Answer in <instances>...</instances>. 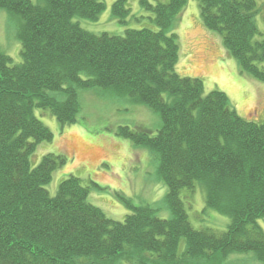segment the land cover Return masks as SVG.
Instances as JSON below:
<instances>
[{
    "label": "trees",
    "instance_id": "obj_1",
    "mask_svg": "<svg viewBox=\"0 0 264 264\" xmlns=\"http://www.w3.org/2000/svg\"><path fill=\"white\" fill-rule=\"evenodd\" d=\"M128 1L112 6L120 22L131 14ZM187 1L140 0L158 29L112 34L75 19H97L105 0H0L21 19L22 45L16 64L0 50V264H215L248 250L264 263V120L239 115L226 92L205 93L201 78L177 72L180 45L171 28ZM200 10L241 71L264 81L257 1L200 0ZM92 87L114 89L161 115L155 134L130 126L116 133L158 153L170 218L124 199L132 212L114 220L88 200L90 187L72 173L55 195L45 187L67 158L49 152L32 165L39 143L54 138L36 111L73 124L79 88ZM197 184L207 206L231 218L227 230L190 222L180 193Z\"/></svg>",
    "mask_w": 264,
    "mask_h": 264
},
{
    "label": "rangeland",
    "instance_id": "obj_2",
    "mask_svg": "<svg viewBox=\"0 0 264 264\" xmlns=\"http://www.w3.org/2000/svg\"><path fill=\"white\" fill-rule=\"evenodd\" d=\"M115 1L105 0L106 8L97 19H75L95 33L122 34L127 28L158 29L140 0L128 1L131 14L126 22H120L112 10ZM256 1V22L264 33V0ZM20 26L18 15L0 8V50L9 54L14 64L22 61V45L18 37ZM171 31L178 35L180 45L176 66L179 74L201 78L205 93L213 89L226 92L239 115L264 120V81L243 73L237 59L227 51L222 35L205 26L200 0L187 1ZM78 92L81 109L77 122L73 124H61L48 110L36 111L41 121L53 131L54 138L39 143L30 157L32 165H38L43 155L49 152L67 158L66 164L56 169L52 180L45 185L50 194L55 195L61 181L72 173L90 187L88 200L114 220L124 221L132 212L124 199L134 205H151L159 217L170 218L172 211L166 201L168 187L159 174L158 153L116 133L118 127L130 126L146 128L155 134L162 126L161 115L145 103L133 101L114 89L79 88ZM258 111H261L260 117L256 118L253 115ZM249 112L252 114H245ZM180 196L195 228L228 229L231 218L207 206L204 186L197 184L194 190L183 188ZM259 222L264 228V218ZM184 246L182 240L180 251ZM115 264L132 263L122 260ZM215 264L264 263L253 250H248L233 251L218 258Z\"/></svg>",
    "mask_w": 264,
    "mask_h": 264
},
{
    "label": "crops",
    "instance_id": "obj_3",
    "mask_svg": "<svg viewBox=\"0 0 264 264\" xmlns=\"http://www.w3.org/2000/svg\"><path fill=\"white\" fill-rule=\"evenodd\" d=\"M225 53H226V52H225ZM225 53H224V55H226ZM227 53H228V52H227ZM224 57H225V56H223V58H224ZM231 61H232V60H231ZM250 77H251V76H250ZM260 113H261V111H258V112H256L253 116L256 117V118H259V117H260V116H259ZM245 114L250 115V114H252V113L249 112V113H245Z\"/></svg>",
    "mask_w": 264,
    "mask_h": 264
},
{
    "label": "bare ground",
    "instance_id": "obj_4",
    "mask_svg": "<svg viewBox=\"0 0 264 264\" xmlns=\"http://www.w3.org/2000/svg\"><path fill=\"white\" fill-rule=\"evenodd\" d=\"M98 150V149H97Z\"/></svg>",
    "mask_w": 264,
    "mask_h": 264
}]
</instances>
